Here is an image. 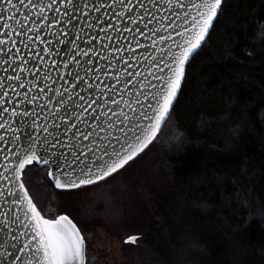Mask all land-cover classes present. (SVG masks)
Wrapping results in <instances>:
<instances>
[{
  "label": "trees",
  "instance_id": "16d2710c",
  "mask_svg": "<svg viewBox=\"0 0 264 264\" xmlns=\"http://www.w3.org/2000/svg\"><path fill=\"white\" fill-rule=\"evenodd\" d=\"M221 8L144 151L160 142L156 181L140 188L149 220L123 264H264V0ZM47 172L34 163L23 173L32 200L44 217L67 214L85 233L64 202L85 188L56 190ZM53 196L62 201L50 212Z\"/></svg>",
  "mask_w": 264,
  "mask_h": 264
},
{
  "label": "water",
  "instance_id": "95a60500",
  "mask_svg": "<svg viewBox=\"0 0 264 264\" xmlns=\"http://www.w3.org/2000/svg\"><path fill=\"white\" fill-rule=\"evenodd\" d=\"M13 2L17 3L19 11L15 15V20L9 21L7 20V16L10 13L3 11V8L7 6L6 0H0V33L11 31V29L3 26L4 23L11 24L13 28L21 33L19 36L13 33L11 37L0 35V40L7 41L5 44H0V51L7 53V56H0V80L3 81L4 85L3 89H0V91L8 92L7 99L13 101L15 105H19L18 111L22 112L27 110L33 112V118L40 121L42 124L47 123L50 126L54 124L60 125L58 129H55L57 133L62 132L64 129V123L61 119V117H64V111H60V109H64L65 105H67L69 116L80 131L89 132L93 129L89 128L88 125H98L95 131L98 132L100 136L106 135V133L100 129L107 128V124L105 123L107 120L115 122L117 131H115L113 135H121L119 129L124 127L120 124V120L123 119V117L113 115L110 109H115L117 114L123 110L134 119L139 115V112L143 110L144 92L147 91V89L141 86L147 85L149 80H151L153 84L157 83L148 73L158 72L157 65L163 67V61L161 59L163 52L161 49L167 48L168 45L171 44L173 50L179 51V49L175 48V44L172 43V41H166L162 44L160 36L171 35L179 42L180 37L173 31V25H175L178 30H182V28L179 27L181 21L177 19L176 12H179L181 16H183L184 10H188L192 13L195 12L189 0H183L186 9L176 8L175 11H173V8L178 0H171V3H169V0H141V3L144 4V9H147V14L143 17L138 15V13L143 12L144 9L137 7L132 13V18L139 22L143 32L137 31L133 34L132 32L124 31L125 25L128 28L135 27L132 20L129 19L127 15H124L123 18H118L116 15L117 12H124L126 10L128 0H125L124 5H121L120 0H77L80 4V8L77 10H73L67 5L66 0H55V3H53L52 0H34V3H42L44 5V12L40 14V19H37V14L40 11L39 8L31 7V5L27 4V0H25V5H19V0H13ZM131 2L135 4L137 0H131ZM195 2L198 3L199 0H195ZM50 4L51 7H48ZM84 4H88L89 7L84 8ZM93 4L97 6L102 5L101 10L96 11ZM109 5L111 6L109 7ZM57 7L60 8V12L55 10ZM66 7L68 8V15H61ZM157 9H159V11H157ZM85 12L88 13L87 16L84 15ZM219 13L220 11L218 15ZM26 14L29 18H26ZM43 16H47L49 20L46 22ZM68 16H71L75 27H73V24L66 22ZM16 20H19L21 23L17 24L15 22ZM101 20H103L104 23H101ZM145 23H147V27L144 26ZM21 25H24V27H21ZM34 27H39L40 31L38 33L31 31L30 29ZM154 28H160V33L154 34L151 31ZM212 28H210L209 34ZM65 32L68 33L67 36L64 35ZM209 34L202 42V46ZM133 35H135V39H133ZM93 37H96V39L93 40ZM13 41H15V47H13ZM89 41H91V43H89ZM137 41L140 42L142 47L137 45ZM154 44L155 46H153ZM129 45H131V47H129ZM8 48H12V51L8 52ZM46 48L51 49L48 54L44 53V49ZM17 49H19L18 52ZM133 49H135V51H133ZM200 49L190 57L186 64V70L188 64ZM85 52H87V55H84ZM36 53H40V55ZM21 57H23V59H21ZM153 58H155V60ZM4 59H9V63L4 64L2 62ZM125 60L128 61V64H125ZM65 64L68 65L67 68L64 67ZM20 68H24L25 71L20 72ZM37 69H39V71H37ZM77 72L80 73V77L83 78L84 83H80L79 78L74 79ZM165 72H167V69H165ZM14 75H19L21 77L20 82H23L26 87L20 88L18 87V83L20 82L7 79L8 76ZM183 83L184 81L182 82L181 88ZM45 85H47V88L45 92L41 93L39 89L45 87ZM73 85H75V87H73ZM48 89H51V91ZM57 91L61 93V96L56 95ZM151 91H155V89H151ZM180 92L178 93V97ZM33 96L37 97L35 103H33L31 99ZM47 97H51V102H49ZM80 97H84V99L81 100ZM3 99L4 97L0 96V100ZM61 99L63 103H57V101ZM93 100H98V102L93 104ZM112 100L119 101V106L113 104ZM137 100L141 101V103H136ZM177 100L174 102V106ZM106 101L107 105L105 106ZM125 101H128L131 107L126 105L124 103ZM14 104L5 103V107L11 110ZM76 104L82 107H76ZM37 105H43V108L41 109V107H37ZM89 105H91V107H89ZM131 108H135L137 111L133 113ZM84 109L88 110L85 111ZM36 113L39 115H36ZM168 118L169 117L162 122L161 128L157 132L155 139L161 133ZM5 119L7 120V116H5ZM142 122L145 124L149 123V121ZM12 126L16 127V125ZM76 130L77 129L74 128L71 132H75ZM29 131L31 130L26 128L20 133L22 139L16 142L18 147L13 149L12 152H9L8 148H11L12 145L8 144L6 146L5 141L12 136V133L8 132L6 134L4 130H0V135L5 137L4 141H0V149H4L3 152H0V165H11L15 163V151H20L21 155L23 154V148L27 146L26 142L28 140ZM71 132H69V135H71ZM32 135H36V133L32 132ZM112 142L115 143L114 140ZM84 144H88V141H84ZM151 144H149L148 147ZM117 147H119V145H117ZM34 163L35 162H33V164ZM37 165L40 167H47L48 172L53 170L47 165ZM3 171V167H0V172ZM9 174L10 173H5V175ZM77 174H79V172H77ZM49 179L53 183L55 189L59 191H70L90 186L85 185L79 188L60 189L55 186L51 177H49ZM19 182H23V180ZM19 182L10 184L0 177V188L6 189L12 187L15 191L16 185ZM5 196L7 197V202H5L4 197H0V221L5 219L3 214L8 212L9 208L13 209V211L8 212L7 218L9 220H14L15 214H21L22 216L23 210L18 207H13L11 203L13 197L7 196V192H5ZM61 215L67 214H60L55 218ZM69 218L76 224L71 217ZM76 226L80 230L77 224ZM7 231V229L3 228V224L0 223V253L5 252L4 246L7 243V250L14 253V255L20 256L21 253L19 249L23 247V243L26 242L27 239L31 238L30 234L26 237L21 236L20 234L24 232L25 229L20 224H13L12 232L8 236H5L4 233ZM80 233L84 238L81 230ZM13 237H19V241L13 239ZM133 237H135L134 241L131 240ZM137 237V235H132L127 237L124 242L135 243ZM13 244L16 245L15 248L12 247ZM25 258L26 257L21 256V260ZM8 260H13V257H8ZM86 263L85 241V264ZM0 264H7L3 255H0ZM16 264H20V262H16Z\"/></svg>",
  "mask_w": 264,
  "mask_h": 264
},
{
  "label": "snow or ice",
  "instance_id": "6c2138e0",
  "mask_svg": "<svg viewBox=\"0 0 264 264\" xmlns=\"http://www.w3.org/2000/svg\"><path fill=\"white\" fill-rule=\"evenodd\" d=\"M55 3V0H52ZM192 8L195 12L192 13L188 10H184L183 16L179 12H176V17L181 21L180 28L178 30L175 25H173V31L176 35L180 37V41H176L171 35L160 36L161 43L166 41H172L175 44V48L179 51L173 50L172 45L169 44L167 48H162L163 56L161 57L163 61V67H158V72H149L148 75L152 76L157 83L153 84L151 80L148 81L147 85H142V88H146L147 91L144 92V108L139 112V115L134 119L129 116L123 110L120 113H116L115 109H110L113 115H118L123 117L120 120V124L124 127L119 129L121 135H113L117 128L115 122L111 120L105 121L107 128H101L106 135L100 136L98 132L95 131L98 125L90 124L89 128L92 131L82 132L77 128V125L72 122L69 112L67 111L68 106L65 105L64 117H61L64 123V129L62 132L57 133L55 129H58L60 125H48L47 123H41L40 121L33 118V112L27 110L18 111L19 105H15L13 101L8 100V92L0 91V96L4 99L0 100V130H4L7 134L12 133V136L5 141V145L11 144L12 147L8 148L9 152L17 148L16 142L21 141L22 137L20 133L24 129H30L28 132V140L26 142L27 146L23 148V154L20 151H15L14 159L15 163L11 165H0L3 167L4 171L0 172V177L10 184L19 182L22 180V174L25 172L26 167L30 166L35 162L36 164L47 165L52 171L48 172V176L51 177L55 183V186L60 189L65 188H79L85 185H91L97 183L101 180L106 179L118 170L122 169L131 160H133L140 152H142L152 141L155 139L157 132L160 130L162 122L169 117L171 110L174 109V102L177 100L178 93L181 91V85L186 77V64L188 63L190 57L202 46V42L205 40L206 36L209 34L210 28L214 26V21L217 19L218 12L222 11L221 5L222 0H189ZM67 5H69L73 10L80 8V4L77 0H66ZM121 5H124L125 0H120ZM171 3V0H169ZM27 4L31 5L33 8H39V13L37 14V19L41 18L44 12V5L42 3H34V0H27ZM6 7L3 11L10 13L7 16V20H15V15L19 11L17 3L13 0H6ZM19 5H25V0H19ZM111 5H109L110 7ZM51 7V4L48 5ZM84 8H88V4H84ZM96 11L101 10V6L93 4ZM139 7L144 9V4L141 0H137L135 4L128 0V6L124 12H117L118 18H123L127 15L129 19L132 20L134 28H128L125 25L124 31L132 32H143L140 28L139 22L132 18V13ZM176 8L186 9V5L183 0H178L175 4L173 11ZM60 12V8L55 9ZM159 11V9H157ZM147 14V9L143 12L138 13L141 17ZM61 15H68V8L66 7ZM85 16L88 15L87 12L84 13ZM190 17V19H189ZM26 18H29L26 14ZM43 19L47 22L49 18L43 16ZM99 19V18H97ZM17 24L21 22L19 20L15 21ZM69 24H73L71 16H68L66 21ZM104 23L103 20L100 21ZM5 28L11 29V31L6 33H0V35H6L11 37L13 33L19 36L21 33L12 27L11 24L4 23ZM147 27V23L144 25ZM24 27V25H21ZM42 27V26H41ZM75 27V24H73ZM31 31L39 32V27H34L30 29ZM154 34L160 33V28H154L151 30ZM65 36L68 35L67 32L64 33ZM93 40L96 37L92 38ZM135 39V35H133ZM7 41L0 40V44H5ZM51 43V42H49ZM91 43V41H89ZM137 45L142 47L139 41ZM155 46V44L153 45ZM13 47H15V41H13ZM79 47V46H77ZM131 47V45H129ZM122 50V49H117ZM8 52L12 51V48L7 49ZM19 49H17V52ZM51 49H44V53L48 54ZM135 51V49H133ZM40 55V53H36ZM87 55V52L84 53ZM0 56H7V53L0 51ZM42 58V57H41ZM23 59V57H21ZM91 59V58H89ZM155 60V58H153ZM4 64L9 63V59H4L2 61ZM125 64L128 61L125 60ZM65 68L68 67L67 64L64 65ZM167 69V72H165ZM24 68H20V72H24ZM39 71V69H37ZM87 71V70H86ZM138 75V73H137ZM79 78L80 83H84L83 78L80 77V73L77 72L74 79ZM8 80L21 81L19 75L8 76ZM118 79V78H117ZM3 81L0 80V89H3ZM18 87L24 88L26 85L23 82L18 83ZM75 87V85H73ZM45 87L39 89L41 93L45 92ZM155 89V91H151ZM51 91V89H48ZM57 96H61L59 91L56 92ZM32 102L35 103L37 97L33 96ZM49 102H51V97H47ZM81 100L84 97H80ZM98 100H93L92 103H97ZM5 103L14 104V107L10 110L5 107ZM57 103H63V100L57 101ZM75 103V102H74ZM113 104L119 106L120 102L117 100H112ZM129 105L128 101L124 102ZM136 103H141L137 100ZM107 101L105 102V106ZM37 107L43 108V105H37ZM76 107H82L76 104ZM91 107V105H89ZM87 111L88 109H84ZM150 110V111H149ZM131 111L135 113L137 110L131 108ZM36 115H39L36 113ZM95 115V114H94ZM7 116V120L5 119ZM15 118V119H13ZM142 121H149L145 124ZM12 125H16L13 127ZM76 128L75 132H71L72 129ZM35 132L36 135H32ZM71 132V135H69ZM5 137L0 135V141H4ZM115 141L113 143L112 141ZM84 141H88V144H84ZM107 141V142H105ZM119 145V147H117ZM4 149H0L3 152ZM79 172V174H77ZM5 173H10L5 175ZM13 197L11 203L13 207H18L22 209L21 214H15L14 220H9L7 218L8 212L13 211L12 208L8 209L3 215L5 219L0 221L3 224V228L8 231L4 233L8 236L12 232L13 224H20L25 229L21 236H28L30 234L31 238L27 239L23 243V247L19 249L21 255L17 256L14 253L7 250V243L5 244V252L0 253L3 255L4 260L7 264H85V241L77 228L76 224L67 216L61 215L55 219H46L41 212L38 210L35 203H33L32 198L29 196L27 189L25 188L23 182H19L16 185V190L14 191L12 187L0 188V197L5 198L7 202V197ZM19 241V237H13ZM132 241L135 237L131 238ZM13 248L16 247L15 244L12 245ZM12 256L13 260L9 261L8 257ZM21 256L26 257L21 260Z\"/></svg>",
  "mask_w": 264,
  "mask_h": 264
},
{
  "label": "rangeland",
  "instance_id": "374dc122",
  "mask_svg": "<svg viewBox=\"0 0 264 264\" xmlns=\"http://www.w3.org/2000/svg\"><path fill=\"white\" fill-rule=\"evenodd\" d=\"M159 146L160 142L124 171H118L103 181L65 196L67 208L85 232L86 257L88 262L91 256L90 264H123L122 252L128 246L137 244L125 243L124 240L132 235L144 234L149 212L147 203L144 204L143 186H151L156 181L154 165L159 155ZM52 200L50 197L49 203L45 202L44 205L50 212L54 209L47 204L59 205L62 201L56 196ZM139 240L136 247H141Z\"/></svg>",
  "mask_w": 264,
  "mask_h": 264
},
{
  "label": "flooded vegetation",
  "instance_id": "af4514ba",
  "mask_svg": "<svg viewBox=\"0 0 264 264\" xmlns=\"http://www.w3.org/2000/svg\"><path fill=\"white\" fill-rule=\"evenodd\" d=\"M82 232V231H81ZM83 233V232H82ZM83 235H84V233H83ZM84 238H85V235H84ZM85 241H86V238H85ZM86 245H87V241H86Z\"/></svg>",
  "mask_w": 264,
  "mask_h": 264
}]
</instances>
